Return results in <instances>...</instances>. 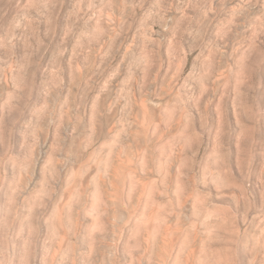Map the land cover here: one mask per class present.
I'll return each instance as SVG.
<instances>
[{
  "label": "rangeland",
  "instance_id": "obj_1",
  "mask_svg": "<svg viewBox=\"0 0 264 264\" xmlns=\"http://www.w3.org/2000/svg\"><path fill=\"white\" fill-rule=\"evenodd\" d=\"M0 264H264V0H0Z\"/></svg>",
  "mask_w": 264,
  "mask_h": 264
}]
</instances>
